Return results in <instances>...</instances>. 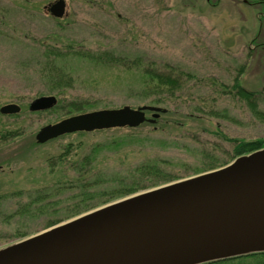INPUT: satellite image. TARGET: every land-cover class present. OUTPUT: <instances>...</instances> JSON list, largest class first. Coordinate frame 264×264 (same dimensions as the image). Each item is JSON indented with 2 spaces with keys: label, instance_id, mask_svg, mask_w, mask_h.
I'll return each mask as SVG.
<instances>
[{
  "label": "rangeland",
  "instance_id": "rangeland-1",
  "mask_svg": "<svg viewBox=\"0 0 264 264\" xmlns=\"http://www.w3.org/2000/svg\"><path fill=\"white\" fill-rule=\"evenodd\" d=\"M53 1L0 0V106L20 107L0 113V248L155 187L144 181L133 193L113 192L132 186L142 163L157 164L174 181L235 159L226 138L264 139V122L229 88L238 77L264 113L258 0H65L61 18L46 10ZM49 50L59 52L56 63L72 78L61 91L41 73ZM103 52L125 58L132 69L94 57ZM149 64L191 78L172 95L162 94L163 103H151L139 91L138 73ZM50 94L54 106L29 110L34 98ZM70 101L83 103L81 112L122 105L165 111L152 123L37 143L40 127L80 113L69 112ZM88 154L92 159L82 160ZM89 193L92 199L83 201Z\"/></svg>",
  "mask_w": 264,
  "mask_h": 264
},
{
  "label": "water",
  "instance_id": "water-1",
  "mask_svg": "<svg viewBox=\"0 0 264 264\" xmlns=\"http://www.w3.org/2000/svg\"><path fill=\"white\" fill-rule=\"evenodd\" d=\"M65 0L47 5L61 18ZM57 99L42 95L30 111ZM20 111L0 106L1 114ZM146 111L151 116L146 117ZM159 106L101 108L40 127L43 143L79 131L154 122ZM264 251V148L186 178L109 202L0 248V264H199Z\"/></svg>",
  "mask_w": 264,
  "mask_h": 264
},
{
  "label": "trees",
  "instance_id": "trees-1",
  "mask_svg": "<svg viewBox=\"0 0 264 264\" xmlns=\"http://www.w3.org/2000/svg\"><path fill=\"white\" fill-rule=\"evenodd\" d=\"M263 5L264 9V1H257ZM264 12V10L262 11ZM260 30V28H259ZM260 34V31L252 38V42H254ZM257 46H264L263 42H258ZM87 55V54H86ZM47 61L42 63L41 73L43 75H47L51 80V89L61 91L64 87H68L72 83V78L69 74H67L63 68H61L57 63L59 52L57 50H49L47 55ZM52 56V59L50 58ZM93 57V56H92ZM99 59H103L108 63H116L117 65L127 66L126 70L132 69V67L126 65V59L123 57L113 56L110 53L103 52L94 56ZM138 73L140 76V84L139 91L142 95L149 99L151 103H163L162 94L172 95L173 93L180 90L183 86L184 81L191 78V75L188 73L178 70L176 68H168L166 70H161L157 67H154L153 64L146 65L138 69ZM231 92H233L238 98L246 101L253 114L264 122V113L257 109L255 105V92L250 91L242 87L239 83L238 77L233 79V83L229 86ZM69 108V112H81L83 111V103L70 101L67 103ZM161 113V112H160ZM159 113V114H160ZM10 135H16L15 132H9ZM227 140L232 142V152L234 157H238L240 155L248 154L250 152L256 151L258 149L264 148V139H253V140H243L236 138H226ZM98 147V146H96ZM96 147L94 149H96ZM92 154L85 155L82 160H91ZM134 176L132 186L128 185L129 188H117L113 192L119 193V195H127L138 191L140 189H144L145 186H141V182L149 181L151 184L149 186H157L161 183H167L171 181L174 177H168L167 173L160 168L155 163H142L135 167ZM92 194H88L83 201L88 199H92ZM118 195V196H119ZM57 222H54L56 224ZM53 225V224H51ZM49 225V226H51ZM199 264H264V251L262 252H253L242 255H237L229 258H224L220 260L208 261Z\"/></svg>",
  "mask_w": 264,
  "mask_h": 264
}]
</instances>
